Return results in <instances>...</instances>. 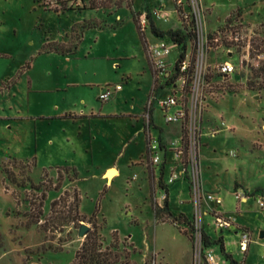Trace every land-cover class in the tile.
Segmentation results:
<instances>
[{
	"label": "rangeland",
	"instance_id": "374dc122",
	"mask_svg": "<svg viewBox=\"0 0 264 264\" xmlns=\"http://www.w3.org/2000/svg\"><path fill=\"white\" fill-rule=\"evenodd\" d=\"M45 1L53 5L55 0ZM100 1L104 6L98 9L57 14L45 9L41 0H0V264H71L84 240L78 236L80 224L65 218L74 193L85 215L81 222L90 230L95 226L104 245L115 235L132 264H211L206 250L218 264H225L216 242L219 235L240 264H264V237H259L264 206L257 199L264 200V88H247L248 81L264 84V75L254 74L264 68V0H200L207 8L205 30L224 20L237 22L252 38L262 40V52L257 49L255 57L256 52H247L242 44L235 47L230 57L235 71L225 78L212 74L202 96L199 145L191 156L199 163L201 186L218 194L220 202L202 199L196 208L188 169L183 175L186 183L180 178L160 180L168 190L169 215L161 208L165 193L159 179L148 178V170L159 174V169L151 165L150 152L145 153L143 121L134 117L143 114L146 124L151 107L155 128L166 125L157 99L169 93L170 80L158 85L162 79L157 78L153 87L149 45L156 35L146 25L141 38L133 11L144 12L147 5L163 7L167 19L154 17L158 29L184 25L170 12L171 0ZM82 18H95L106 26L85 30L73 54L42 51L46 39L70 41L72 24ZM190 52L188 43L187 56ZM177 56L174 48L165 59L169 63ZM107 84H120L121 89L111 101L101 102L98 93ZM182 102L187 105L185 96ZM91 108L94 116L83 115ZM165 129L162 164L173 174L175 152L185 148V161L190 160L188 137L179 123ZM108 164L119 170L111 181L101 176ZM61 166L69 169L61 168L58 179ZM237 188L248 193L245 202L235 198ZM42 192V216L34 222L29 213L37 214ZM59 197L52 211L50 203ZM95 206L99 210L93 225L88 218ZM197 209L201 217L196 220ZM179 213L193 224L174 223ZM215 216L250 233L245 254L235 245L233 228L217 232ZM199 228L210 236L208 247L201 242Z\"/></svg>",
	"mask_w": 264,
	"mask_h": 264
},
{
	"label": "built area",
	"instance_id": "2783aa9c",
	"mask_svg": "<svg viewBox=\"0 0 264 264\" xmlns=\"http://www.w3.org/2000/svg\"><path fill=\"white\" fill-rule=\"evenodd\" d=\"M171 2L172 10L170 12L174 13L179 23L189 26L190 31L194 34V43H186L185 57L179 62L178 69L175 68V63L181 49L168 36H156L155 42L149 45V51L152 56L151 65L154 71V81L156 82L157 78L162 79L157 84L163 85L170 80L169 84H166V86H170L171 88L169 93L165 97L157 99L158 106L163 113L164 121L166 124L179 123L181 129L186 128L188 137L186 139L188 144L186 145L190 151V160L186 162L183 159V150H178L177 154L180 155L181 169L179 171L176 170L173 174L170 173L168 179L181 178L189 169L193 202L196 208H199L202 199H211L216 203L220 202L218 194L213 192L207 193L201 186L199 180L201 177L199 163L194 160L195 157L193 158L191 156L192 152L195 153L197 151V146L199 145L198 124L200 116L198 113L201 110L202 96L205 89L210 85L209 80L212 74L225 78L235 71L236 64L231 61L230 57L234 55L235 47L241 44L249 52L252 37L250 33L243 31L237 22H229L227 20H224L218 27L211 31L205 30L203 23L207 8L203 6L200 0H171ZM166 11L163 7H157L149 8L148 13L153 20L154 17L167 19V15L165 17L163 16ZM138 22L144 31L146 25H148L146 10L140 12ZM188 43L191 44L189 56L186 53ZM174 48L178 51V56L173 62L168 63L165 58ZM222 56L224 58L221 59L220 57ZM120 89V84H115L113 87L107 84L100 90L98 100L101 102L109 101ZM184 96L187 105L182 102V97ZM153 99L155 100V97ZM148 150L150 152L151 165L160 166L163 163V147L158 136H152L150 134ZM188 163L190 167L187 166ZM234 195L241 202L246 201L249 197L248 193L240 188L234 191ZM257 199L259 206L263 207L264 200L261 197H257ZM195 216L196 220L201 217L198 209L196 210ZM213 224L217 232H222L228 228L236 229L230 221L220 216L213 217ZM201 230L202 228H199V234ZM235 234V245L245 254L248 251L251 241L250 233L245 229L237 228ZM205 256L211 264H218L212 251L206 250Z\"/></svg>",
	"mask_w": 264,
	"mask_h": 264
},
{
	"label": "trees",
	"instance_id": "16d2710c",
	"mask_svg": "<svg viewBox=\"0 0 264 264\" xmlns=\"http://www.w3.org/2000/svg\"><path fill=\"white\" fill-rule=\"evenodd\" d=\"M41 1H42L41 5L45 9L53 10L57 14L65 13L68 10L83 11L86 9H91V10L98 9L104 6L103 2L100 0H55L53 5H50L48 1H45V0H41ZM145 10L147 11L148 27L150 31L153 32L158 37L168 36L180 46L181 50L179 53V57L175 63V68L178 69L179 62L185 57L186 43L187 42H191L192 44L194 43L193 32L190 31L189 26L187 25H184V27L181 29H175V30L167 29L164 31L160 30L155 26L154 20L151 18L150 14L148 13L149 5L146 6ZM139 14L140 12L133 11L132 19L136 25V28L141 38H144V33H143L144 31L141 29L139 22H138ZM105 26H106L105 23L100 22L99 20L95 18H89V19L82 18L80 21L74 22L72 24L71 29H70L71 30L70 31L71 32L70 41L58 42L56 40L46 39V41L44 42L42 46V51L56 52L62 55L73 54L76 52L77 46L79 42L81 41L85 30L90 29V28H103ZM261 41H262L261 39H257L256 37L251 39L250 53L256 52V53H253L255 54V57L258 55L257 52L260 51L258 48L260 47ZM257 49L258 51H256ZM153 74H154V71H153ZM254 74L256 77H262L264 75V68L256 69L254 71ZM247 88L252 89V90L256 88L261 89V88H264V84L256 86L255 84L248 81ZM66 116L71 117L73 115L69 114ZM147 119L148 121L146 122V126H145V143H146V154L148 155L149 153L148 142H149L150 134L147 129H149V126L151 125L155 127L152 124L151 107L147 108ZM156 128L158 130V138L161 141L162 130L159 126H157ZM181 141H182V145H185L186 140L184 138V135H182ZM182 152H183V159H185V156H186L185 148L183 149ZM34 165H35V162L32 161V166ZM61 168L69 169V167H63V166L57 167L58 179L62 178V174L60 172ZM71 170L74 174V177H77V171L74 168ZM162 174H163V164L160 165L159 176H158L159 185L161 186V188L164 190V193H165V197L163 199V205L161 208L164 209L169 215L170 213L168 212V199H167L168 190H167V187L163 185L160 181L162 179ZM148 175H149V179H153L154 170L153 169L148 170ZM73 197H74L73 202L71 206H69V209L66 212L65 218H66V221H69L71 223L80 224L81 221H84L85 215H82L79 212V202H80L79 195L77 193H74ZM44 198H45V193L42 192L40 195V201L37 205L38 206L37 214L31 213L32 210L29 213V216L31 218L33 217L34 222H38L40 217L42 216L41 206H42V201ZM32 200H30V203L33 205L34 203ZM60 201H61V197L51 201L50 206H51L52 211L56 209ZM155 206L158 209L156 204ZM98 210H99L98 206H95V208L93 209L91 213V216L88 218L90 220L89 222H92L93 225L95 224L94 222H95V218H96ZM155 215H157L156 212H155ZM174 221H175L174 223L176 224H181V223H184L186 225L193 224L192 221L188 219V217L184 213H179L177 217H175ZM200 234H201V242L203 243V246L208 247L211 244L210 236L203 229L200 231ZM112 238L113 239L110 243L104 245L103 244L104 240L102 239L101 235L97 232L96 227L93 226L92 229L84 237V240L81 243L80 247L75 251V257L71 264H132V262H130L129 260L128 253L125 252V254H122L123 252L122 250H124V248L120 249L118 240L115 237V235ZM216 242L218 244L220 253L224 256L228 264H240V262H238L230 253L226 251L222 235H219L217 237Z\"/></svg>",
	"mask_w": 264,
	"mask_h": 264
},
{
	"label": "crops",
	"instance_id": "0c3cea01",
	"mask_svg": "<svg viewBox=\"0 0 264 264\" xmlns=\"http://www.w3.org/2000/svg\"><path fill=\"white\" fill-rule=\"evenodd\" d=\"M67 57H69V56H67ZM154 75V74H153ZM105 83H107V82H105ZM154 84H155V81H154V83H153V87H154ZM99 93H100V91H99ZM98 93V94H99ZM98 98V97H97ZM111 101V100H110ZM94 109V108H93ZM92 108H91V110H90V114H83V115H88L87 117H92V116H94L95 114H94V111L95 110H93ZM98 113H100L99 115H102L103 114V112H102V109H101V107L98 109ZM105 113H109V112H105ZM98 115V114H97ZM104 115H112V112H111V114H104ZM142 115L143 114H141V117L140 116H135L134 118H135V120H142L143 121V123H142V132H143V134H144V136H145V126H146V124L144 123V120H143V118H142ZM166 124V123H165ZM167 125V124H166ZM166 125H164V126H162V125H160L161 127V130H162V132H161V138L162 139H166L167 138V134H166ZM152 125L151 126H149V129H147L148 130V132H149V134H151L152 136H158V133H157V131L155 130V129H157V128H155V127H153V129H152ZM174 137L175 138H178V133H176V134H174ZM145 139V138H144ZM145 141V140H144ZM178 141V143H180L179 142V140H177ZM145 153H146V143H145ZM162 157H163V161H164V158H165V153H164V149H163V153H162ZM166 158L167 159H169V160H171L172 158H171V156H168V154H167V156H166ZM173 159L175 160V162H176V164H175V167H176V169H177V171H179L180 169H181V162H180V155L179 154H177V152H175V154H174V157H173ZM170 165V163H168V164H165V166H169ZM174 165V164H173ZM156 167H158V169L160 168V166H156ZM144 168H145V166H144ZM171 167H163V174H162V179H168V177H169V174H170V172H171V169H170ZM109 169H115L116 171H117V173H119V170H118V167L116 166V165H112V164H108V165H106L105 166V169H104V172L102 173V177L103 176H105V174H106V172H108L109 171ZM145 173V172H144ZM145 176V179H148L149 178V175H148V178H146V174H144ZM158 176H159V174L157 173V172H155L154 171V177H153V179H158ZM108 179V178H107ZM180 179H183V181L186 183V181L184 180L185 178H183V177H181ZM243 202H245V201H243ZM236 228V227H235ZM237 229V228H236ZM236 229H233V232H234V234H235V230ZM223 233V231L222 232H220V234H222ZM236 235V234H235ZM223 238H224V235H223ZM224 245H225V239H224ZM225 249H226V246H225ZM248 250H249V247H248ZM226 251H227V249H226ZM228 253H230L229 251H227ZM238 262H240L241 260H239V259H237L234 255H233V253H230ZM243 258V257H242ZM225 264H228L227 263V261H225L224 262Z\"/></svg>",
	"mask_w": 264,
	"mask_h": 264
},
{
	"label": "water",
	"instance_id": "95a60500",
	"mask_svg": "<svg viewBox=\"0 0 264 264\" xmlns=\"http://www.w3.org/2000/svg\"><path fill=\"white\" fill-rule=\"evenodd\" d=\"M90 231V227L85 224L84 222H81L78 228V236L79 237H85L87 233ZM259 237L263 238L264 237V230H261L259 232Z\"/></svg>",
	"mask_w": 264,
	"mask_h": 264
},
{
	"label": "bare ground",
	"instance_id": "6f19581e",
	"mask_svg": "<svg viewBox=\"0 0 264 264\" xmlns=\"http://www.w3.org/2000/svg\"><path fill=\"white\" fill-rule=\"evenodd\" d=\"M106 178H108L109 181L113 179L115 175H117V171L115 169H109L108 172H106Z\"/></svg>",
	"mask_w": 264,
	"mask_h": 264
}]
</instances>
